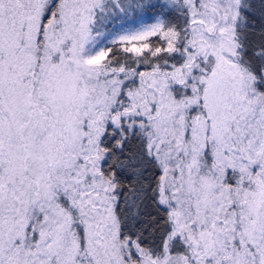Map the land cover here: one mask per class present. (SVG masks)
<instances>
[{"label": "snow or ice", "instance_id": "snow-or-ice-1", "mask_svg": "<svg viewBox=\"0 0 264 264\" xmlns=\"http://www.w3.org/2000/svg\"><path fill=\"white\" fill-rule=\"evenodd\" d=\"M0 264H264V0H0Z\"/></svg>", "mask_w": 264, "mask_h": 264}]
</instances>
